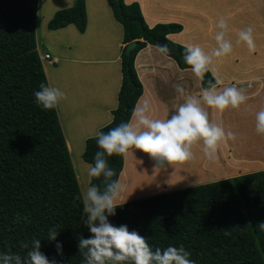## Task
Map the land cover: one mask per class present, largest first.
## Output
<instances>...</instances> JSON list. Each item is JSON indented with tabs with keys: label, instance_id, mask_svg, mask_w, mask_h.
<instances>
[{
	"label": "trees",
	"instance_id": "trees-1",
	"mask_svg": "<svg viewBox=\"0 0 264 264\" xmlns=\"http://www.w3.org/2000/svg\"><path fill=\"white\" fill-rule=\"evenodd\" d=\"M39 1L0 0V264H264V171L89 216L37 50ZM106 4L122 45L136 47L129 58L122 49L116 108L81 156L99 200L114 195L134 147L128 127L143 95L134 66L141 51L154 47L181 71L195 70L205 92L218 84L197 55L169 40L180 25L150 28L138 3ZM68 27L85 33L86 0L47 24L51 32Z\"/></svg>",
	"mask_w": 264,
	"mask_h": 264
},
{
	"label": "rangeland",
	"instance_id": "rangeland-1",
	"mask_svg": "<svg viewBox=\"0 0 264 264\" xmlns=\"http://www.w3.org/2000/svg\"><path fill=\"white\" fill-rule=\"evenodd\" d=\"M73 1H39L37 46L52 87L55 88L53 81L66 80L77 86L81 102L89 104L100 92L105 95L106 88L102 83L97 86L94 76L87 73L89 67L75 64V59L83 47H92L95 42L74 27L47 30L53 14L70 8ZM153 1L154 5L148 7L145 0L132 3L142 6L146 24L153 25L152 19L155 25H180L182 32L169 36V40L197 55L218 84L208 92L201 90L195 70L181 71L154 47L147 46L137 55L139 70L136 61L134 66L143 95L129 123L134 147L124 154L114 195L105 200L97 199L90 187L92 168L79 155L84 151L85 127H70L62 116L58 118L64 137L69 140L75 136L69 154L91 218L113 203H132L264 171V0ZM87 2V13L94 15L102 28L110 30L107 39L118 46L122 42V27L113 20L106 0ZM120 47L121 60L125 45ZM46 52L53 58L58 52V63L50 65ZM114 53L112 47L106 56ZM96 68L99 81L119 80L120 85V63L102 61ZM106 69L109 71L105 75ZM75 72L87 75L75 77ZM259 77L263 79L256 83ZM97 90L98 93L85 95ZM58 111L61 113L59 106ZM82 122L83 118L76 123ZM98 247L101 258L107 261V242L99 241Z\"/></svg>",
	"mask_w": 264,
	"mask_h": 264
},
{
	"label": "crops",
	"instance_id": "crops-1",
	"mask_svg": "<svg viewBox=\"0 0 264 264\" xmlns=\"http://www.w3.org/2000/svg\"><path fill=\"white\" fill-rule=\"evenodd\" d=\"M135 1H138V0H132L128 4H131L132 2H135ZM145 1H147V4H148L147 7L154 5L153 0H145ZM87 8H88V2L86 0V11H87ZM140 8L142 9V6ZM142 14L144 15L143 10H142ZM151 21L153 22V25H151L149 22H147V24L150 28L155 26V24H156L155 21H153L152 19H151ZM109 31H110L109 29L101 27L100 21L94 15L90 16L87 13V28H86V31L83 35H85V36L89 35V37L93 39L95 44L92 47L91 46L83 47L82 51L79 52L78 54H76L77 57L75 59V64H81V65H85V66L89 67V70L87 71L88 75L94 76V80L97 82V86L102 83L103 87L106 88V94L105 95L102 92H100L98 94V97H95V96L93 97L94 100L92 103L87 104V103H85V101L81 102L82 97H80V96L78 97V95H80V91L77 89L76 85L74 86L73 84H70L66 80L59 79L58 82L53 81V84H54L53 86L55 87V88H53L50 81L47 78L53 100L56 104L58 118H60V116H62V118L64 119L65 122L70 123V125H69L70 127L74 126L75 128H78V127H80V125H83L85 127V130H86L85 131V137L82 139L83 142H85L89 138L96 137L99 133V130L109 124V122L111 120L110 113H111V111H113L115 109L114 107L117 105L116 98H117L121 83H120V85H118L119 80H116L114 82V81H112V79H107V78L105 79V82L99 81V79H98L99 70L96 68V65L98 63H101L102 61H105V62L109 61L110 63L113 61L115 64L120 63V69H121V60H120V54H119L120 51L118 52V49L120 48V50H121L120 46L122 45V42L120 44H118V46L116 43L110 44L108 39H107L108 38L107 33ZM120 37H121V35H119V38ZM117 42H120V39H118ZM89 47H91V48H89ZM112 47L115 51L114 55L106 56L107 51L110 50V48H112ZM147 49H148V47L145 48L144 50H147ZM37 50L39 53V49H37ZM45 55L49 56V59L47 61L50 62V65L57 64L58 60L61 58L60 54L58 52H55L54 58L51 57V55L48 52H46ZM39 56H40V59L42 61V57H41L40 53H39ZM88 56H93V59L86 58ZM135 61H136V68L138 71L140 67L137 64L136 59H135ZM108 71L109 70L106 69L103 72L106 75V73H108ZM87 73L79 74L78 72H75V77L87 75ZM45 74H46V71H45ZM262 79H263L262 77L257 78L256 83H258V81H261ZM253 80H255V79H253ZM61 83L63 84L62 87L60 86ZM256 85H258V84H256ZM256 87H258V86H256ZM98 90H99V87H98ZM98 90L95 92H88V93L86 92L85 95H92V94L98 93ZM57 103H58V105H57ZM58 106L60 107L61 113H59V111H58ZM76 110H80V112L77 114H74L73 111H76ZM135 112H136V109H135ZM82 118H83V122L80 124H77L76 122ZM60 123H61V121H60ZM130 124H131V121H130ZM130 124H129V127H130ZM129 127H128V129H129ZM61 129H62V127H61ZM215 131H217L216 128H215ZM67 132L70 133V131L68 129H67ZM93 134H95V135H93ZM78 137H79V133H78ZM74 138H75V136L73 135V139H72V137H70L68 140L65 136L66 145H67L69 153L71 152L72 145L74 143ZM84 145H85V143H84ZM81 154H83V153L80 152L79 155H81ZM219 181H221V180H219ZM211 183H213V182H211ZM115 204H117V203H113L111 206H122V205H124V203H118L117 205H115Z\"/></svg>",
	"mask_w": 264,
	"mask_h": 264
},
{
	"label": "water",
	"instance_id": "water-1",
	"mask_svg": "<svg viewBox=\"0 0 264 264\" xmlns=\"http://www.w3.org/2000/svg\"><path fill=\"white\" fill-rule=\"evenodd\" d=\"M135 47H136V43H135V42H132V43H130V44H128V45H126V46L124 47V48H125V49H124V53H125V56H126L127 58H129L131 51L134 50Z\"/></svg>",
	"mask_w": 264,
	"mask_h": 264
},
{
	"label": "built area",
	"instance_id": "built-area-1",
	"mask_svg": "<svg viewBox=\"0 0 264 264\" xmlns=\"http://www.w3.org/2000/svg\"><path fill=\"white\" fill-rule=\"evenodd\" d=\"M48 57L47 56H45V59H47Z\"/></svg>",
	"mask_w": 264,
	"mask_h": 264
}]
</instances>
